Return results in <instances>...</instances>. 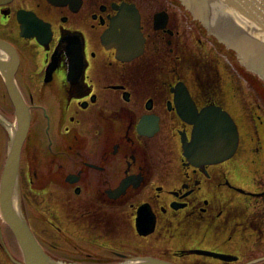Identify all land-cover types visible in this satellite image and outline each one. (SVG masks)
<instances>
[{
	"label": "flooded vegetation",
	"instance_id": "1",
	"mask_svg": "<svg viewBox=\"0 0 264 264\" xmlns=\"http://www.w3.org/2000/svg\"><path fill=\"white\" fill-rule=\"evenodd\" d=\"M0 43V177L11 82L30 119L18 207L50 259L264 264V83L179 0H10ZM208 109L237 131L215 162L185 154ZM12 238L0 226V264H25Z\"/></svg>",
	"mask_w": 264,
	"mask_h": 264
},
{
	"label": "water",
	"instance_id": "2",
	"mask_svg": "<svg viewBox=\"0 0 264 264\" xmlns=\"http://www.w3.org/2000/svg\"><path fill=\"white\" fill-rule=\"evenodd\" d=\"M10 0H0V4ZM209 35L226 49L232 50L239 63L264 82V0H179ZM0 47H5L0 43ZM8 91L15 108L17 129L5 159L0 177V216L11 230L25 264H58L38 245L18 203L17 178L20 150L29 123V113L22 99L8 82ZM237 132L225 112L208 109L195 122L187 156H199L204 162H215L230 155L235 147ZM16 210H19L18 213ZM204 255L219 257L206 251ZM126 264H171L155 258H137Z\"/></svg>",
	"mask_w": 264,
	"mask_h": 264
},
{
	"label": "rangeland",
	"instance_id": "3",
	"mask_svg": "<svg viewBox=\"0 0 264 264\" xmlns=\"http://www.w3.org/2000/svg\"><path fill=\"white\" fill-rule=\"evenodd\" d=\"M184 32H187V31H184ZM189 47L194 49V51L197 53L199 59L204 58L205 56H207V59L210 60V51L202 50L196 42H195L194 45H189ZM226 69H227L226 66L222 68V70H224V71H226ZM9 120L11 121V119H9ZM46 211H47V210H44V209H40V210H39V212H43V213H46ZM30 212H31V211H29V213H30ZM31 217H32L31 221L33 222V220H34V219H33V218H34L33 215H32ZM44 218L46 219V218H48V217L46 216V217H42V219H40V218H37V219H40L42 222H44V221H43ZM52 218H53V217H52ZM48 219L51 220V218H48ZM62 225L66 226V224H62ZM67 225H68V224H67ZM0 226H1V233H2V236H4V238H5L6 240H8V239L10 238V239L13 241V238H12V237H14V236H13L11 230L9 229V227H8V226L4 223V221L2 220L1 216H0ZM64 229H65L66 231L69 230L68 227H64ZM66 231H64V232L66 233ZM40 233L42 234L43 232L40 231ZM262 251H263V253H264V244H263Z\"/></svg>",
	"mask_w": 264,
	"mask_h": 264
},
{
	"label": "bare ground",
	"instance_id": "4",
	"mask_svg": "<svg viewBox=\"0 0 264 264\" xmlns=\"http://www.w3.org/2000/svg\"><path fill=\"white\" fill-rule=\"evenodd\" d=\"M30 120V119H29ZM17 123H16V119H15V122H14V125L12 124L11 125V130H12V137H11V139L13 138V135H14V131L17 129ZM28 128H29V123H28ZM28 130V129H27ZM26 133H27V131H26ZM25 136H26V134H25ZM25 139V138H24ZM11 143V142H10ZM14 207L16 208V209H19V207H18V203L17 204H15L14 205ZM18 213L20 212L19 210H16ZM21 213V212H20Z\"/></svg>",
	"mask_w": 264,
	"mask_h": 264
}]
</instances>
